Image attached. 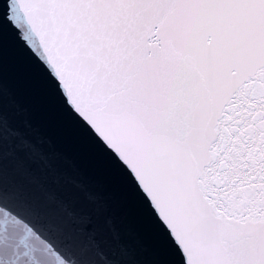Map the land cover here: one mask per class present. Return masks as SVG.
<instances>
[{
  "label": "snow or ice",
  "instance_id": "snow-or-ice-1",
  "mask_svg": "<svg viewBox=\"0 0 264 264\" xmlns=\"http://www.w3.org/2000/svg\"><path fill=\"white\" fill-rule=\"evenodd\" d=\"M5 26L171 264H264V0H0ZM115 209L6 92L0 45V264H141Z\"/></svg>",
  "mask_w": 264,
  "mask_h": 264
},
{
  "label": "water",
  "instance_id": "water-1",
  "mask_svg": "<svg viewBox=\"0 0 264 264\" xmlns=\"http://www.w3.org/2000/svg\"><path fill=\"white\" fill-rule=\"evenodd\" d=\"M0 45L4 56L6 92L10 86L17 88L33 108L35 119L45 135L71 161L98 179L101 187L112 195L117 220L128 230L127 239L133 248L131 259L141 264H171L175 257L168 241L146 212L139 194L87 132L62 110L58 98L46 87L43 75L17 49L7 26L0 36ZM7 111L6 106V114Z\"/></svg>",
  "mask_w": 264,
  "mask_h": 264
}]
</instances>
